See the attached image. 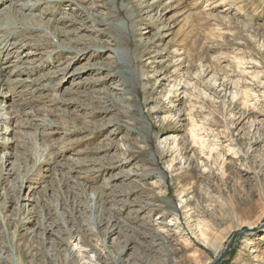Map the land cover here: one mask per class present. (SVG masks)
I'll list each match as a JSON object with an SVG mask.
<instances>
[{"label":"rangeland","instance_id":"374dc122","mask_svg":"<svg viewBox=\"0 0 264 264\" xmlns=\"http://www.w3.org/2000/svg\"><path fill=\"white\" fill-rule=\"evenodd\" d=\"M13 1L0 264H214L264 224V0ZM46 75L55 87L29 94ZM118 149L130 163L114 169ZM25 152L44 164L23 157L12 173ZM219 264H264V230L237 235Z\"/></svg>","mask_w":264,"mask_h":264},{"label":"bare ground","instance_id":"6f19581e","mask_svg":"<svg viewBox=\"0 0 264 264\" xmlns=\"http://www.w3.org/2000/svg\"><path fill=\"white\" fill-rule=\"evenodd\" d=\"M21 1V0H20ZM25 1V0H24ZM40 2H42V1H40ZM47 2V1H46ZM19 3V2H18ZM26 3V2H25ZM48 3V2H47ZM26 4H29V5H31V10L33 9V4L34 3H31V0H28V3H26ZM5 5H7L8 6V8H5ZM12 5H14V6H12ZM6 6V7H7ZM20 6V5H19ZM22 6V5H21ZM25 7H26V5H24ZM37 6V4L35 5V7ZM0 23H8L9 25L11 24V26L12 25H14V26H16V25H18V17L19 16H21L22 15V13H21V11L22 10H20L21 9V7L19 8V9H17L18 8V5H16V2L15 1H13V0H0ZM15 7H17V8H15ZM23 7V6H22ZM34 7V8H35ZM24 8V7H23ZM39 8V7H38ZM25 10V9H24ZM30 10V11H31ZM61 13V12H60ZM62 15V14H61ZM23 16V15H22ZM62 19V18H61ZM65 20V19H64ZM87 24V23H86ZM2 25V24H1ZM6 26V25H5ZM8 26V25H7ZM10 26V27H11ZM1 27H3V26H1ZM19 27V26H18ZM5 28V27H4ZM7 28V27H6ZM14 28H12V30H13ZM86 29V28H85ZM88 29V28H87ZM86 29V30H87ZM2 32H3V29L1 28L0 29ZM5 30V29H4ZM9 31H10V29H9ZM8 31V32H9ZM82 31H84V30H82ZM7 32V33H8ZM15 31H13V32H11L12 33V35H13V33H14ZM3 33H1L0 35H1V40L5 37V36H3L2 35ZM5 35V34H4ZM84 36V35H83ZM80 37V36H79ZM85 37V36H84ZM11 37L10 36H8V38H5V39H3L4 41V43H5V47H2V49L0 50V97H2V98H9V93L8 92H6V89H5V85L3 84V81H2V79H1V77L2 76H4L8 71H9V69L5 66L7 63H9V62H5V59H6V57H11V54L10 53H8V55H6L5 53L7 52V51H9V49H10V47H16V45H17V43H14V42H12L14 39L12 38L11 40H9ZM81 38H83V37H81ZM79 40V39H78ZM87 40V39H86ZM80 41H81V39H80ZM2 42V41H1ZM2 42V43H3ZM84 42V41H83ZM9 43H10V45H9ZM95 43H97V45H99V47H97V45L96 46H94L95 48H96V50H94L93 52H98V51H100V50H106L104 47H103V45H100L101 43L100 42H95ZM39 44V43H38ZM1 46H2V44H1ZM27 44H24V45H22V48H20L21 49V51H26L24 48H26L27 49ZM90 46V45H89ZM37 47V46H36ZM93 47V46H92ZM106 47V46H105ZM58 49V48H57ZM65 50H63V51H69L70 53H71V51H73V53H75V52H77V55L76 56H79L80 57V59H82L83 58V56H85L84 54H85V52L86 51H89V48L88 49H86V48H83L84 50H78V51H74L73 49H71V50H69L70 48H64ZM86 49V50H85ZM91 49V48H90ZM94 49V48H93ZM6 50V51H5ZM113 54H115V56H116V58L118 59H123V55H125V51H124V48H123V50H122V48H116L114 51H113ZM31 55V53H25V58H28V56H30ZM111 58V57H110ZM109 58V59H110ZM135 58V57H134ZM118 59V60H119ZM121 63L120 64H122V60H119ZM44 62H45V60H44ZM41 62V64H40V66H36L37 64H39V63H36V64H34V66L33 67H29V68H27V70H34L35 68H39V67H42V66H44L47 62ZM21 63H22V61L21 62H19V63H17L16 64V66H15V69L14 70H12V73L10 74V75H24V71H23V67L22 66H20L21 65ZM93 65V64H92ZM150 66V65H149ZM88 67V66H87ZM99 67V66H98ZM151 69V68H150ZM8 70V71H7ZM61 71V70H60ZM92 72V71H91ZM9 73V72H8ZM79 73V70L77 71V73L75 72V73H73V75L72 76H75L76 74H78ZM53 74V73H52ZM55 74V73H54ZM53 74V76H51L52 78H55L57 75H61L59 72H57L55 75ZM74 78V77H73ZM48 79V76L46 75V76H44V77H42V78H38V80H35V81H30V86H29V94H32V95H34L37 91H39L40 89H47V88H51V90H52V88L53 87H55V86H53V85H51L50 83H48V85H44L42 82H44V80H47ZM59 79V78H58ZM57 79V80H58ZM49 81V80H48ZM47 81V82H48ZM10 83H12V85H20V83L21 82H24V81H22L20 78L18 79L17 78V80L15 79V80H12V81H9ZM51 82V81H50ZM53 82V81H52ZM95 82V81H94ZM58 83V82H57ZM56 83V85H59V83L57 84ZM8 89V88H7ZM10 89V88H9ZM90 89V88H89ZM31 90V91H30ZM8 93V94H7ZM89 93V92H88ZM31 95V96H32ZM13 98H14V96H13ZM15 100V99H14ZM39 100V99H38ZM64 100V99H63ZM2 101V100H1ZM25 102H23L22 104H27L26 103V100H24ZM42 101H44V100H42ZM38 102H40V101H38ZM69 102V101H68ZM11 103V102H10ZM15 103V102H14ZM17 103V102H16ZM15 103V104H16ZM87 103V102H86ZM13 104V103H12ZM18 104V103H17ZM37 105V104H36ZM106 105V104H105ZM12 106H14V105H12ZM21 106V105H20ZM19 106V107H20ZM24 106V105H23ZM34 106H35V104H34ZM39 106V105H38ZM104 106V105H103ZM3 107V106H2ZM22 107V106H21ZM24 107H26V106H24ZM28 107V106H27ZM12 108V107H11ZM14 108V107H13ZM12 108V109H13ZM15 109V108H14ZM18 109V108H17ZM20 109V108H19ZM19 109L18 110H15L14 111V114H15V116L14 115H12V116H14V118L18 115H20L22 112V110L19 112ZM38 109H40V107L38 108ZM3 110V109H2ZM1 112V111H0ZM11 112V111H10ZM13 112V111H12ZM39 112V111H38ZM38 112H37V114H38ZM20 113V114H19ZM23 113H24V110H23ZM28 113H31V112H28ZM111 113V112H110ZM13 114V113H12ZM27 114V113H26ZM32 114H34V113H32ZM36 114V115H37ZM29 115V114H28ZM25 116V115H24ZM30 116V115H29ZM18 118V117H17ZM39 118V117H38ZM9 119L10 118H5V123H8V121H9ZM4 123V124H5ZM36 123V122H35ZM40 123H41V121H40ZM11 124V123H10ZM6 125V124H5ZM17 125V124H16ZM19 125V124H18ZM42 126L43 127H46V129L47 128H54V127H56L57 125L55 124V123H51V122H49L48 120H43L42 121ZM110 126V125H109ZM18 127H20V126H18ZM56 130V129H55ZM106 130H108V129H106ZM47 132V131H46ZM103 134V133H102ZM111 134V133H110ZM14 135V134H13ZM16 135V134H15ZM72 137V136H71ZM19 142V141H18ZM18 145V144H17ZM78 146H81L80 144H77ZM66 148H67V146L68 145H64ZM73 146H74V144H70L69 145V147H70V149L71 150H73ZM19 148V147H18ZM21 148V147H20ZM76 148V147H75ZM26 149V148H25ZM15 150V149H14ZM16 150H17V148H16ZM27 150V149H26ZM7 151V150H6ZM5 151V152H6ZM24 151V150H23ZM87 151V152H86ZM14 152V151H13ZM21 152V151H20ZM34 152V151H33ZM118 154L114 157V159H113V161H112V165H113V168L114 169H116L120 164H122V165H127V164H129L130 162L129 161H127L126 159H125V157H124V155L123 154H121V150H119L118 149ZM84 153H86V154H88L89 153V149H85V150H83L82 152H81V154H84ZM6 155H5V157H4V159L6 160V161H8V159H10V152H8V153H5ZM19 154V153H18ZM135 154V153H134ZM36 155V154H35ZM130 155H132L131 154V152H130ZM16 156V155H15ZM136 156V155H135ZM23 157H24V159L26 158V159H31V160H33V162L34 163H36L35 165L36 166H42L44 163H43V161L39 158V157H37V156H32L31 157V153H26L25 152V154L22 156L21 154H20V156H17V157H15L16 159H15V161L13 162L12 160L10 161V163H12L13 162V168H12V173H16V172H19V170H20V168L22 167L21 165H22V163H23ZM134 159V158H133ZM136 159V158H135ZM81 160V158L80 159H78V160H70L71 161V164H73V165H76V166H83V164L85 165V161L86 160H82V161H80ZM3 161V160H2ZM9 162V161H8ZM25 162H27V161H25ZM62 162V161H61ZM9 164V163H8ZM80 164V165H79ZM11 166V165H10ZM27 166V165H26ZM25 166V167H26ZM76 166H75V168H76ZM32 167V166H31ZM53 167V166H52ZM21 169H23V168H21ZM28 169V168H27ZM32 169V168H31ZM34 169V168H33ZM80 170V169H79ZM27 171V170H26ZM20 172H21V170H20ZM52 172V171H51ZM70 172V171H69ZM9 178H10V172H3V174H2V177H1V185L2 186H4V185H6L8 182H9ZM61 178V177H60ZM59 181V180H58ZM66 181H67V179H66ZM62 183V182H61ZM72 183V182H71ZM65 185V184H64ZM80 187V186H79ZM57 188V187H56ZM45 189V188H44ZM22 201H26L25 199L24 200H22ZM27 202V201H26ZM25 203V202H24ZM23 203V204H24ZM24 206V205H23ZM27 206V205H26ZM34 211H35V208L33 209V211H28V215H30V214H32V213H34ZM33 221H30V223H32ZM34 227H35V225H34ZM36 231L37 230H41L42 232L44 231H47L46 229L47 228H44L43 227V223H42V221L41 222H38L37 224H36ZM249 230H255V229H257V228H248ZM108 233H110V234H113L114 233V231H110V228H108ZM116 234V233H115ZM39 235L38 234H34V237H38ZM23 257V256H22Z\"/></svg>","mask_w":264,"mask_h":264},{"label":"water","instance_id":"95a60500","mask_svg":"<svg viewBox=\"0 0 264 264\" xmlns=\"http://www.w3.org/2000/svg\"><path fill=\"white\" fill-rule=\"evenodd\" d=\"M262 230H264V224L255 230L246 229V230H241V231L235 233L234 236L232 237L231 241L229 242L226 250L217 258V260L215 261L214 264H219L223 259H225L228 256L229 252H231V250H232V246H233L234 240L237 237V235H239V234H242V235L243 234H255V233L261 232Z\"/></svg>","mask_w":264,"mask_h":264}]
</instances>
